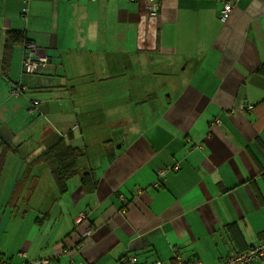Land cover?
<instances>
[{
	"label": "crops",
	"instance_id": "obj_1",
	"mask_svg": "<svg viewBox=\"0 0 264 264\" xmlns=\"http://www.w3.org/2000/svg\"><path fill=\"white\" fill-rule=\"evenodd\" d=\"M224 2L159 0L153 16L144 0H0V177L14 168L0 205L36 211L0 214L3 261L217 264L264 241V0H236L223 22ZM10 29L47 64L23 74L20 43L6 63ZM60 137L83 151L63 192L45 163L23 177ZM82 208L94 231L77 249Z\"/></svg>",
	"mask_w": 264,
	"mask_h": 264
},
{
	"label": "trees",
	"instance_id": "obj_2",
	"mask_svg": "<svg viewBox=\"0 0 264 264\" xmlns=\"http://www.w3.org/2000/svg\"><path fill=\"white\" fill-rule=\"evenodd\" d=\"M22 13H23V8H22ZM16 43L22 44V46H23V55H24V46H26L29 43H33L35 45V47H36V50H37L36 43L33 40L29 39L25 35L23 30H18V29L7 30L6 37H5V44H4L5 45L4 61L6 63L9 60V54H10L9 52L11 51V47L13 45H15ZM23 55H22V57H23ZM256 73H258L259 75L264 76V62L260 63L257 66ZM16 86L23 87L22 85H15L14 87H16ZM32 100H35V99H32ZM247 103L249 104V108L252 110L254 104L251 103V102H247ZM241 105H243V103H241ZM29 108H30V106L28 105V107L26 109H27V112L29 114H33L37 110L36 109V110H34L32 112H29ZM82 154H83V151H82V149L80 147L71 145L65 140V138L60 137L58 139V141H56L55 143L50 145L48 148L43 150L38 156H36L31 162H29L27 164L26 169H25V171L23 173V177L25 178V177H27L29 175V173H30V171H31V169H32V167L34 165H36L38 163H45L47 165V167L49 168L50 174H51L53 180L55 181L59 191L63 192L66 189V181L70 177H72L73 175L79 173L77 160ZM161 168H166L167 170L161 177L157 176V171H156L157 179H156L155 183H157V186H154V187H158L160 185V181L165 178V176H166V174L168 172L178 171L180 169V164H179V162H174L173 164H167V165H165L164 167H161ZM81 181H82L81 182L82 185H86V188H89L90 190L92 189V187H94L93 178L91 177V174H90V172L88 170L84 169L83 172L81 173ZM120 195H122V194H120ZM121 199L122 200H120V201H122L123 204L128 202V198H126V197L121 198ZM81 210H86V212H87V214L89 216L90 210L88 208H82L79 211H81ZM88 222H89L92 230L94 231V229H93V227H92V225H91L89 220H88ZM93 231H92V234H93ZM259 242H261V241H259ZM77 249H80V248H77ZM240 252H242V251H240ZM66 254H67L68 258H70L68 251H66ZM179 256L181 257V255H179ZM129 257H134L135 261L129 262V260H128ZM43 259L47 260L48 264H49V259H47V258H38V259H34L32 261L43 260ZM189 259H191V258H189ZM119 260H120L121 264H135L136 261H137V257H136V255L123 254L119 258ZM32 261H31V264H32ZM157 261H161V260H159V259L155 260L154 264H156ZM70 263H71V260H70ZM6 264H7V261H6ZM72 264H83V263L82 262H78V263H72Z\"/></svg>",
	"mask_w": 264,
	"mask_h": 264
},
{
	"label": "built area",
	"instance_id": "obj_3",
	"mask_svg": "<svg viewBox=\"0 0 264 264\" xmlns=\"http://www.w3.org/2000/svg\"><path fill=\"white\" fill-rule=\"evenodd\" d=\"M129 2H133L135 0H128ZM236 0H225L224 4L220 8L219 18L221 21H226L230 11L233 9L234 3ZM23 3L27 5L28 0H23ZM145 8L150 15H157L160 7L159 0H144ZM27 11V7L24 5L23 13ZM48 58L47 56L39 53L36 50V47L33 43H29L24 46V55L22 57V70L24 74H33L40 67H43L47 64ZM23 87L16 86L13 87L11 93L14 96H18L21 93ZM38 101L32 100L30 103L29 112H32L37 109ZM243 108V106L241 105ZM178 166V165H177ZM166 168H158L157 176L161 177L165 172ZM157 186V183L153 184ZM74 225L75 227L81 226L78 231V246L77 248H82L86 239L89 238L92 234V228L88 222V214L86 210L79 211L74 217ZM264 257V241L252 243L247 249L242 252L231 253L217 264H252L255 260ZM129 262L135 261L134 257L128 258ZM0 264H6V261H3L0 258ZM32 264H48V261L43 260H35L32 261ZM156 264H163L161 261H157ZM171 264H209L200 259L191 258L184 259L176 254L171 262Z\"/></svg>",
	"mask_w": 264,
	"mask_h": 264
},
{
	"label": "rangeland",
	"instance_id": "obj_4",
	"mask_svg": "<svg viewBox=\"0 0 264 264\" xmlns=\"http://www.w3.org/2000/svg\"><path fill=\"white\" fill-rule=\"evenodd\" d=\"M232 11V10H231ZM231 11H230V13H231ZM230 13H229V15H230ZM228 15V16H229ZM14 169V168H13ZM13 169H11L10 171H9V173H8V175H7V177H5V178H1L0 177V182L1 183H3V184H6V183H10L11 182V175H12V171H13ZM5 172H3L2 174H4ZM6 193H4V192H1L0 191V195H5ZM20 205V204H19ZM30 206H29V208H28V206H27V209H28V211H26L25 212V210L24 209H19V210H16L17 211V213L16 212H14V210H13V208H9V206H7L6 204H4V203H2L1 205H0V214L1 213H4L6 216H8L9 218L12 216V217H17L18 218V216L19 217H21V215L23 216L25 213H28L29 215H31V216H34V214L36 213V211H35V209H34V204L33 203H30L29 204ZM36 215V214H35ZM12 220H17V219H13V218H11ZM34 219V218H33ZM18 220H20V219H18Z\"/></svg>",
	"mask_w": 264,
	"mask_h": 264
}]
</instances>
